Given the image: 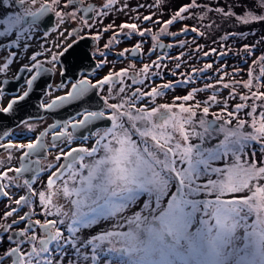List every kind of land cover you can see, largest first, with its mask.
Masks as SVG:
<instances>
[{
	"label": "snow or ice",
	"instance_id": "snow-or-ice-1",
	"mask_svg": "<svg viewBox=\"0 0 264 264\" xmlns=\"http://www.w3.org/2000/svg\"><path fill=\"white\" fill-rule=\"evenodd\" d=\"M141 8H147L149 14L140 13ZM0 9H7L0 11V52L8 53L0 57V73L18 58L16 50L27 53L37 31L47 37L50 31L79 18L80 26L70 33L79 36L102 24L113 12H136L130 17L133 22L117 26L113 21L98 30L93 36L96 41L119 28L103 50L97 46L92 53L105 58L91 73H82L83 78L72 83L64 95L39 105L57 114V110L72 108L73 115L56 119L34 138L0 121V200H8L6 208L10 209L0 216V264H101L107 257L99 242L107 229L88 237L84 231L107 224L115 206L144 200L142 206L147 207L158 188H172L194 209L215 205L229 212L264 204V29L253 27L264 25V0H188L179 4L177 0H153L135 8H130L127 0H105L102 5L86 0H0ZM165 15L167 20L162 19ZM50 16L55 17V23L42 29ZM186 21H192V26ZM144 23L157 30L143 27ZM176 24L182 27L172 31ZM229 25L232 30H228ZM217 32L220 35L212 43L219 44V50L212 47L205 51V45L196 43V37L211 38ZM189 33L194 34L191 41L181 38ZM134 36L141 39L130 49L115 53L117 62L126 54L142 59L145 37L152 41L147 57L158 50L161 55L140 68L132 63L95 79L98 69L115 63L107 60L108 52ZM250 36L257 39L247 42ZM168 38L175 43L165 44ZM229 41L233 45L239 41V50L234 51ZM190 44H196L195 49H190ZM72 47L68 44L49 60L38 59L49 49L42 46L35 52L29 58L30 66L25 64L22 69L34 73L25 80L26 90L10 93L13 98L6 107L0 106V113L13 114L14 118L23 110L36 82L54 71L45 64L60 63L59 57ZM176 48L180 49L176 56L166 51ZM199 52L220 60L229 55L239 59L241 65H248V79L225 80L241 75L242 67L218 61L199 68L188 64ZM229 67L232 72L227 71ZM166 74L173 79L153 86ZM197 82L201 86H196ZM8 83L7 79L0 81V100L7 94ZM105 86L106 93L100 95ZM65 87L64 83L58 86ZM238 88L246 91L238 92ZM176 89L185 90V94L174 95L170 103H157L158 98ZM224 90L228 96L222 98ZM206 92L210 95L198 99ZM237 98L241 102L229 110V101ZM214 107L219 111H212ZM105 121L110 126H104ZM19 124L29 133L37 127L25 119ZM49 132L51 143L46 139ZM14 139L27 142L15 143ZM89 141L93 142L91 147L87 146ZM57 150L54 161L45 163ZM15 152L21 153L19 157ZM17 159L18 166L13 164ZM241 193L248 194L237 195ZM13 215L18 219L10 220ZM36 216L43 220L33 219Z\"/></svg>",
	"mask_w": 264,
	"mask_h": 264
},
{
	"label": "rangeland",
	"instance_id": "rangeland-1",
	"mask_svg": "<svg viewBox=\"0 0 264 264\" xmlns=\"http://www.w3.org/2000/svg\"><path fill=\"white\" fill-rule=\"evenodd\" d=\"M101 1V0H97ZM130 8H135L137 4H151L153 0H127ZM188 0H177L179 3H187ZM124 3V0H121ZM140 13L148 15L149 10L147 8H141ZM136 12L128 11L125 15L124 12H113L103 19V23L113 21L116 23L122 19L131 20V16H135ZM168 19L167 15L162 19ZM77 23V20H69L59 28L60 31L69 30ZM92 23V22H90ZM189 26H192V21H186ZM101 25L98 23L93 29H99ZM182 27L181 24L176 25L171 30L178 31ZM232 25L228 26V30H232ZM253 27L264 29V25H253ZM92 29V30H93ZM239 30V29H236ZM264 34V33H262ZM220 33L217 32L211 38H199L196 37V43L205 45L204 50L208 51L212 47H216L219 50V44H213L212 39H217ZM49 36L44 37L41 31H37L35 38L31 39V47L27 53L19 51L21 58H26L29 53L35 51L37 48H47L50 46ZM71 37H65L64 41H61L58 36L54 38V45L49 52L51 57L54 50H58L64 43H68ZM194 38V34L186 37L189 41ZM257 37L250 36L247 42H252ZM229 46L233 47L234 51L239 50L240 43L237 41L235 45L231 41L228 42ZM196 44H190V49H195ZM264 50V45H261ZM189 49H185L188 51ZM172 56L178 55L180 49H173ZM260 53L257 52L258 56ZM196 59H188V64L197 68L202 67L204 63H212L218 61L219 64L225 62V64L242 67L243 72L241 75L235 77H225V80L236 79L246 80L248 76V65H241L239 59L233 58L231 55L220 60L218 56L211 55L209 57H203V53H194ZM187 59V58H186ZM23 62V59H19V64ZM251 60L248 64H251ZM135 63L137 68L142 67V63L148 62H129V64ZM168 64V68H173V64L165 61ZM140 64V65H138ZM216 64H214V69ZM167 71V70H166ZM228 72H232V67L227 69ZM179 76V73L177 74ZM211 75V73H210ZM171 75H165L164 80H157L158 83L171 80ZM215 83V80L211 81ZM196 86H201L197 82ZM238 92H244V89H237ZM264 90V89H261ZM185 90L176 89L174 92H169L165 97L158 98L157 103H170L172 102L174 95H183ZM210 95V93H203L198 96V99ZM228 96V90H224L222 98ZM114 102V101H110ZM241 101L236 100L229 101V110L236 103ZM212 111H219V108H212ZM40 124L36 128H39ZM250 130V129H246ZM20 132V130H18ZM21 131H26L22 128ZM27 132V131H26ZM16 157H19L20 152L14 153ZM257 161L261 159L259 152L256 156ZM17 160L13 161L15 164ZM16 190L13 189V192ZM20 192L19 195H22ZM248 193H241L237 195H247ZM13 197L12 207H15ZM226 198V197H225ZM187 199V198H184ZM179 196L175 195L172 188L165 190L164 188H158L154 191L151 199L147 201L148 206L143 207L146 203L144 200H138L134 205H122L115 206L112 210L110 218L107 224L94 227L91 230L84 231L83 235L88 237L94 233H97L103 229H107V234L112 235L104 236L102 234L100 245L102 251L107 257L102 260L101 263L105 264H124V260L130 261V264H134L140 261V264H264V204H258L248 209H242L241 211H229L225 212L218 206L198 207L194 209L192 206L187 205ZM6 203L1 207L0 216L6 209ZM10 210V209H7ZM16 216V215H13ZM155 221L158 224H155ZM148 240L154 241L153 244L147 245ZM109 252V250H111ZM2 251V249H0ZM122 253L123 255H120ZM131 254V255H128ZM123 256H126L123 258ZM136 259V261H132ZM10 264V261L8 262Z\"/></svg>",
	"mask_w": 264,
	"mask_h": 264
},
{
	"label": "flooded vegetation",
	"instance_id": "flooded-vegetation-1",
	"mask_svg": "<svg viewBox=\"0 0 264 264\" xmlns=\"http://www.w3.org/2000/svg\"><path fill=\"white\" fill-rule=\"evenodd\" d=\"M63 2V0H62ZM86 3H90V4H94V5H102L103 3H105V0H101L100 2L97 1V0H86ZM66 11H70V9H65ZM0 11H7V9H0ZM91 15V14H89ZM155 19V18H154ZM77 20V23L72 26L69 30H67V34L65 33V30L63 31H60V29H58L57 31H50V35H48L50 38V46L47 47V49H49V51H47L43 56L41 57H38V59L40 60H49L50 57H49V52L51 51V48L53 47L54 45V38L56 36L59 37V39L61 41H64L65 40V37H71L70 33L72 32L73 29H76L80 26V20L79 18L76 19ZM48 22L49 24L48 25H51V24H54L55 23V17L54 16H50V19H48ZM92 22L91 20L89 21V23ZM124 22H133L132 20H128V19H122L120 22H117L115 23V25H120ZM137 23H139V21H135ZM110 22H105L102 24H100L101 26L99 27V29H91V30H85L83 32H80L79 36L78 35H72L73 38L70 39L68 41V43H64L58 50H54V52L52 53L53 54H56V53H60L63 51L64 47H66L68 44H72L73 41L79 39L80 36H84V37H88L91 39L90 41V52H91V57H92V62H94V67H95V64L101 60H103L105 57H102L100 56L99 54L97 55H92L93 52H95L97 46H99L100 49H104V45L105 43L108 42L110 36L113 35L114 32H118L119 31V28L116 27L112 30H110L109 32L105 33L103 35V37L99 40V41H96L95 39H93V36L97 33L98 30H102L103 27L107 26ZM42 29L43 27L40 26ZM143 27H153L154 30H157L156 29V26H153V25H150L149 23H144L143 24ZM125 31H127V29H125ZM42 32V31H41ZM63 33V34H61ZM43 34V32H42ZM141 38L138 37V36H134L132 39L130 40H124L122 43L119 44V46L117 47H114L110 50V52H108L107 54V60L110 61V62H115V63H109L107 66L103 67L102 69H98L96 71V75H95V79H100L102 78L104 75H107L108 72L111 70V71H119L121 68H124V67H127L129 65V62H137V63H142V62H148L150 63L151 60H155L157 56L161 55V51H157L156 55H153L151 56L150 58L147 57V52L149 50V48L151 47V44H152V41L150 39H148L147 37H145L144 39L147 40V43L144 44V53H145V56L142 58V59H134L132 58L130 55H127L126 54V58L124 59H121L117 62L118 58L117 56L115 55V53H119L121 51H123V49L125 48H131L132 46L135 45V43L138 42V40H140ZM164 43L165 44H168V43H175V41L171 38H168V39H164ZM85 47H86V41L85 40H82L80 42V46H79V50L78 52L80 53V57L82 60H85L87 57L85 55ZM42 48H37L35 51L31 52L28 54V56L26 58H21L19 56V50H16L18 52V58L14 60V62L10 65L9 69L4 72V73H0V81H3L4 79H7L9 81L8 85L5 86V92L7 93L2 100H0V106H3V107H6L7 104L10 102V100L13 98L12 95L10 93H14V90H17L16 92H19L20 94L23 93V91L26 90V85H25V82L23 84H21L18 89H16V84H18V80L17 77H20V74H24V79H28L30 78V76L34 73H29L27 72L26 70L22 71V69L24 68V65L25 64H28L30 66V57L37 51H41ZM168 52L171 53V55L173 54V49H169V50H166ZM8 53L7 52H0V57H4L6 56ZM19 59L22 60L23 59V62H21L19 64ZM59 60H60V63H57L55 65L51 64V63H46L45 66L46 67H49V68H52L54 67V71L51 72V73H47L45 74V77H48L49 74H52V79H51V82L50 84L48 85V89H47V92L44 94V96L42 97L41 101H43L44 103H48L50 102L52 99H54L56 96H60V95H64L67 91H69L71 89V84L75 82V80H70L68 83H64L66 84V87L63 88V89H60L58 88V86L63 83L62 81V75L61 73L63 72L64 70V66H63V63L61 62V56L59 57ZM165 62V61H164ZM93 65V63H91V66ZM140 65V64H138ZM94 67H90L89 70H85L83 72L80 73L79 75V78H83L82 77V73H91L94 69ZM89 78L91 79L92 76L90 75ZM95 82V81H93ZM159 82V81H158ZM157 80L155 81V83L153 84V86H155L156 84H160L158 83ZM0 86H3V85H0ZM106 90H107V86H105V91L104 92H101L100 95H104L106 93ZM58 111V116L57 118H55L53 115L51 114H47L43 117H41L40 119H36V120H30L31 123H34L36 125H39L40 124V127L39 128H36L35 129V132L34 133H29V132H26V131H21V129L23 128L21 125L17 126V127H14L15 131L17 133H22L24 136H31L32 138L35 137V135H38L41 131H44L46 128L49 127V125L55 123L56 119H59V118H65L64 114L65 112H74V109L72 108H66L63 112H60L59 110ZM20 130V132L18 131ZM47 141L49 143H51L52 141V134L51 132H49L48 136L46 137ZM7 142V140H5V143ZM14 142L15 143H26L27 142V139H14ZM92 141H89L88 142V147H91L92 146ZM77 146V144H74L73 147ZM5 156L7 155V153H3ZM21 154V153H20ZM58 154V150L57 151H52L50 154H49V157H48V160H45V163H48L49 161H54L55 159V156ZM19 164V161H17L15 163V165L18 166ZM45 181L47 179V176L45 175L44 177ZM24 194V192H23ZM22 194V195H23ZM6 200V199H5ZM5 200H0V210H1V207L5 204ZM4 203V204H1V203ZM8 203H6L7 205ZM7 210V208L5 209V211ZM24 211H27V208H25L23 211L20 212V215H23L24 214ZM36 218H39L41 220H43V217L42 216H36L34 217L33 219H36ZM11 219H18V216H13L10 218ZM10 220L8 222H10ZM155 224L157 225V223L155 222ZM21 228L24 227V224H21L20 225ZM37 231H39V229H37ZM105 235L104 236H109V235H112V233H108L105 232L104 233ZM103 237V236H102ZM111 250H109V252H111ZM120 255H123L122 253H120ZM124 257V256H123ZM132 261H136L138 262L136 259H133ZM131 262V261H130ZM140 264V261L138 262ZM101 264H105V263H101ZM134 264H137L134 262Z\"/></svg>",
	"mask_w": 264,
	"mask_h": 264
},
{
	"label": "water",
	"instance_id": "water-1",
	"mask_svg": "<svg viewBox=\"0 0 264 264\" xmlns=\"http://www.w3.org/2000/svg\"><path fill=\"white\" fill-rule=\"evenodd\" d=\"M46 21V24H42L41 26L44 28L46 27L49 22ZM86 41V47H85V55L86 59L82 60L80 57V53L78 52L80 42L82 41L80 38L75 40V43L72 42V49H69L68 53H65L63 56H61V62L63 63L64 70L62 75V81L63 83H68L70 80H77L79 78V75L81 72L85 70H89L90 67H94V62H92L91 52L89 50L90 48V41L91 39L88 37H84ZM91 63L93 65L91 66ZM52 79V74H49L48 77H42L40 80L36 82L34 85L33 91L30 93V96L28 98L27 104L25 108L21 111H18L14 114H3L0 113V121H3L5 124L11 125L13 127H16L19 125V122L21 119L30 120V119H37L41 118L48 113L53 115L55 118H57L58 114L53 113L51 111L45 110L43 108H40L39 105L41 103V99L44 96V94L47 92L48 85L50 84ZM25 82L24 74H20L18 84H16V89ZM17 90H14L16 92ZM58 112V111H57ZM74 112H65L64 117L68 118L70 115H73ZM104 126H110V122L105 121Z\"/></svg>",
	"mask_w": 264,
	"mask_h": 264
}]
</instances>
